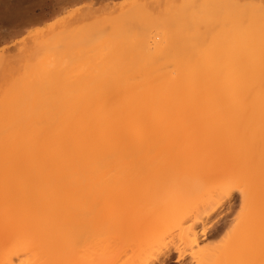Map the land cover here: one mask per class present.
I'll return each mask as SVG.
<instances>
[{
    "label": "bare ground",
    "instance_id": "obj_1",
    "mask_svg": "<svg viewBox=\"0 0 264 264\" xmlns=\"http://www.w3.org/2000/svg\"><path fill=\"white\" fill-rule=\"evenodd\" d=\"M193 2L198 4L197 0ZM254 2L199 0L203 13L220 14L219 17L223 14L224 18L214 16V22L208 20L207 15L202 17L205 14L200 16L204 18L199 22L201 27L205 21L212 23L206 24L208 27L205 26L204 31L198 23L196 37L184 42L180 55L173 49L174 54L170 55L172 52H164V48L158 47L157 53L160 54L152 55L153 50L156 53L152 49L151 57L147 55L151 61L139 62L132 71L126 67L121 69L122 72L117 69H88L84 73V78L89 81V85L84 81L88 85L84 84L86 92L80 85L83 76L76 75L73 70L57 67V71H51L55 67L43 66L40 69L39 64H31L26 72V65L24 80L22 75L20 78L24 86L16 82L17 86H23L21 92L28 101L25 105L21 103L23 111L22 107L18 109V103V107L14 104L17 110L13 107V111L20 113L17 115L10 111L14 103L8 105L12 99L10 96H14V101L17 94L9 96L10 92L6 90L9 100L6 96L8 101L1 99L4 104L8 102L6 110L10 109L9 112L16 115L13 121L18 120L19 127L14 122L15 126L10 127L12 116L8 111L3 113L1 117L5 115L7 120H0V124L6 122L4 127L7 128H0V264H57L60 260L57 248L78 246L83 237L86 242L91 236L88 229L92 227L95 212L101 211L99 207L94 209L88 205L92 197L99 203L97 206L115 204V209L109 211L107 207V211L104 208L102 211L108 225L104 224L106 230L102 226L105 230L102 235L109 237L113 224L121 218L118 215L122 214L119 212H122L123 200L135 199L136 202L139 199L138 190L130 186L132 189L128 187L129 191L126 188L128 193L120 185L130 184L128 179L140 177L142 170L176 169V175L190 170L192 177L194 171L201 178L222 175L220 179L242 173L247 178L246 187L252 202H257L254 205L249 198L251 205L248 206L251 207L248 208L256 206L254 211L262 213L264 8L260 2ZM190 7L187 6L188 9ZM196 7L188 10L193 20L199 11V6ZM40 32L42 34L43 30ZM42 40L35 41L27 52L41 51ZM140 55L144 61L146 56L139 52L137 56ZM81 90H84L83 94ZM106 183H110L111 188ZM103 185L109 188L105 189ZM215 192V195L211 191L204 195L209 200L213 196L220 198L221 193ZM128 209L123 211L124 215L129 214ZM123 214L122 220L126 217ZM121 219L118 224H121ZM221 221L210 231H192L187 242L199 244L211 233L218 234L224 227V220ZM249 221L251 223L252 220ZM250 229L242 235L243 246L246 244L244 248L239 241L241 244L235 248H226L218 255L212 254V257L234 255L244 249V256L257 258L258 246L254 245L258 241L255 243L253 239L254 244L248 240L256 235L250 232V236ZM100 231L98 233H102ZM79 234L84 236L79 237ZM76 235L79 237L77 240ZM94 236L103 242L106 239L100 234ZM90 241L82 244L88 246L92 243ZM236 253L237 259L240 253ZM154 258V261L162 259L160 255ZM182 258L181 255L180 260Z\"/></svg>",
    "mask_w": 264,
    "mask_h": 264
},
{
    "label": "rangeland",
    "instance_id": "obj_2",
    "mask_svg": "<svg viewBox=\"0 0 264 264\" xmlns=\"http://www.w3.org/2000/svg\"><path fill=\"white\" fill-rule=\"evenodd\" d=\"M193 1L196 0H103L96 3H88L89 0H85L78 3L71 9L62 11L53 20L47 22L45 25L30 27L23 30L22 32H15L13 41L0 43V67H3L5 64L18 67L19 79L23 76V80L25 77V73L28 72L29 67H32L31 64H39L38 68L40 69L43 66L47 68L49 67V69L55 67L53 68L54 70L51 71H57V67H59L58 69H64L66 71L67 69L68 71L73 70L76 75L81 74V77L83 76L82 79L84 80L83 82L81 81L80 85H83V89H85L87 85L86 82L88 83L89 81L84 78V73L88 69H94V71L98 69H117L116 71L122 72L121 69L123 68L124 70V68L126 67L125 69H129L130 71H132L135 65H139L141 62L146 63L147 59H149L148 57H151L150 51H152V49L156 50V53L153 50L152 55L160 54L157 53L159 52L156 49L158 47L164 48V52H172L173 49L175 54L178 53L177 55H180L182 52V45L185 41L194 40V37H196V29H198L199 26H202V24L200 25L201 20L204 19L206 15L208 20L213 21L216 19L214 18V16H218L217 19L224 18L223 14L220 17V14H217V16H212V12L210 13L207 11L206 13H210L208 16V14L202 12L203 10H201L199 0H197L198 4ZM242 1H255L254 3L260 2L261 4L264 3V0ZM193 3L195 4L194 6ZM191 4V7L199 6L200 12H197L198 14L196 20H193L189 15L190 12L188 10L191 8ZM187 6H189L190 8L188 9ZM199 18L200 21L198 20ZM205 22L204 27H201V29L203 28V30L201 31H204L205 26H207L209 23H212V21L207 23ZM53 23L54 25L50 27ZM38 30H43L42 34ZM34 31L38 32L34 34ZM42 39H46L47 41H44ZM37 40H42L39 49L41 50L39 51L41 52L40 55H38L39 52L37 51L28 53L27 49L31 47L32 44ZM107 40H109L110 42H107ZM42 44L43 47H48V49H44L42 47ZM177 49L179 50L177 51ZM139 52L140 54L143 53V55L146 56L144 58V61L143 59H141V55L140 57L137 56L139 55ZM174 53L172 52L169 54L172 55ZM35 54H37L38 56ZM31 56L35 57L31 59ZM134 56L135 58L140 59V61L135 60L137 61L135 62V58H133ZM150 61L151 60L149 59V61L147 62ZM29 64L30 66H28ZM26 65L28 68L26 67ZM23 71L26 72H24L23 74ZM127 71L128 70L123 72ZM18 80V85H20V83H22V80ZM15 84L16 86L13 85V87H11L12 85L10 86L5 82L0 81V105L3 106L4 104V101L2 100H7V98L9 100L10 97H12V99L14 98V96L10 95H18L21 93V98H23L21 99L20 95H16L15 99L17 98V102L15 101V99L13 101L11 98L9 104L5 101V107L3 106V108L5 109L0 106V112L2 113L0 114V117L3 116V113L6 114V111L9 112L10 109L6 110V108L8 107H6L7 104L10 105L14 102L12 108L10 106V111L14 112V114L17 115L20 113L19 110H21L19 108L22 107L21 111H23V106L25 104H28L27 99L24 97V93H22L24 84L23 86H17V83ZM84 84L86 85L84 86ZM80 85L78 87H81ZM12 88H14V92H11V90H13ZM6 90L10 92V97L6 96L8 94ZM82 91L84 90H81V93ZM78 92L80 93V88ZM36 95L37 91L35 96ZM18 100L20 102H18ZM21 103H23L24 105H22ZM14 104L16 105V107H18L19 112L13 111L14 108L15 110H17ZM50 109L51 108H49V110ZM36 110L37 109H35V113L37 112ZM51 110H53V108ZM12 112H9V115L12 116V118L10 119V121H12L10 127L12 125H16L17 127H19V122L16 123V121L18 120L13 121L16 115L13 116ZM4 118L5 115L4 117H1L0 120L3 119L4 121H6L7 119ZM13 122L15 123V125ZM5 123H2L3 125L0 124V128L2 127L6 129L7 127H4ZM153 169H149L150 171L142 170L139 173L141 178L137 176H135L136 178H134L132 176L134 179H128L132 183V185L135 186H132L131 183L129 184L128 180L126 181L128 182V184L123 183V185H120V187L125 190L126 188L128 189V187L129 189H132L131 187H133V189L135 188L136 191L138 190L137 192H139V194L137 195L139 196V199H137L136 202H134L135 199L129 200L130 203L128 202V199H126V206L123 200L124 203L122 202V212L119 213L123 214V211L125 210L126 212V208H129V211H127L129 212V214H123L124 217H127L128 215V218L126 219L125 217L124 220H122V214L118 215L121 217L118 221H120L121 219L122 222L121 224H118L119 222L117 221V224H113V229L109 224V227L111 228L110 233L107 232L110 228H108L106 231L107 234L109 233V237L108 235L106 236V234L104 235L106 237H103L102 235L103 231L106 230L104 228V224H106V219L104 216L105 213L102 214V211L104 212V209L105 211H107L108 208L109 211H111V209H115V207L113 206L115 204L113 203V205H111L112 203H110L111 206H107L108 208L106 207V205L108 204H103V206L100 204V206H97L99 205V203L97 201H94L95 198L92 197V199L94 198L93 200L90 198L91 202H89L88 205H90L94 209L99 207V209L101 210L98 212L96 211L97 213L95 212V217L93 218L94 220H92L91 217V220L93 221V224L91 223V228H93V231L95 232H93L91 228V230L88 229L89 231H91V236L88 233V236L90 237L87 241L89 242L90 238H92V241H90L92 243H88V246L83 245L82 243L86 244L87 242L86 240V242L83 241V237L81 240L82 246H80L81 244L77 243V241L76 243L78 244V246H60V248H57V252L59 249L60 256V260H58L57 264H59L60 261V264H230V262L239 260L241 259V257L243 259L244 257L248 258L244 256L246 255L244 254L246 253V250L244 252V249L240 250L239 248L241 246L243 248L245 247L246 244L243 246V243H245V241L243 240L242 235L244 233H247L248 229H252V227L255 231L253 229V231L250 229L249 234L250 232H252L254 233L253 236L256 234V237H249L248 240H250L251 243H254V240L255 243L258 241L257 244L254 243V246H258L257 253H259V223H261V212L258 214L256 211H254V209L257 208L256 206H254L255 208L249 209L250 215L248 214L243 218L239 231L228 242H226V244L222 248L209 247L210 245H215L219 241H221L228 233V231L233 227L236 216L239 214L240 207L244 204V199L243 197H241L242 195L239 192H233L232 196L229 195L223 199H221V197L213 198L214 196L210 197V200L206 198L207 196L205 195H208L210 191L212 192L211 194H213V192L215 191L219 192L216 186L219 182L222 181L221 179L223 178L220 179L222 175H217L219 178L217 176H214L215 178L211 176H208L207 178H201L202 176L199 177V173L194 171H192V173H194L192 174V177L189 173L190 170L188 171V173L191 177L186 172L187 170H184L185 172H182L181 170V172L185 174L180 173L179 175H176V169H171L172 172L174 171V173H172L170 169L163 170V168H155L154 172H152ZM238 171L239 170H237V172ZM177 172H179V170H177ZM132 179L134 180V184L133 181H131ZM138 179L141 181H139ZM200 182H202L203 186H201ZM109 185L111 188L110 183L107 186ZM107 186L103 185L105 189L109 188ZM128 191L126 190V192ZM136 191H134L135 194L137 193ZM148 194L152 196L154 195V197L148 196ZM190 196L195 197L194 211H182L181 202ZM135 197L137 196L135 195ZM250 201L252 202L251 198ZM254 202L257 203L255 200ZM254 202L252 203L254 204ZM131 203L133 204L131 205ZM248 203V205H251L250 202ZM251 210L253 213L251 212ZM256 214L259 218L256 216ZM248 216H251V218ZM255 216L258 218V220L255 218ZM248 219L252 220L251 223ZM91 220L90 222H92ZM221 220H224V227L218 234L215 235L211 233L207 239L201 240L199 244L197 243L192 245L191 243L187 242L186 239L189 238V235L192 231L195 230L197 232H200L203 229H209L210 231V228L215 227V225L218 224ZM123 221H125V223ZM254 221L256 223H254ZM102 226L105 230L102 229ZM118 228L120 230H118ZM100 230H102V233H98V231L101 232ZM252 233L250 234V236H252ZM94 234L96 236H99L100 234L102 238H106L105 241L103 242V240L101 239L100 241V237H95ZM77 235L75 240L79 239L80 236H84V234H79V237ZM239 241H242V244H238ZM240 244L241 246L237 247L240 252H235L236 254L240 253V255H236L239 259H236V257L234 256L235 253L234 255L227 254V257L225 255L223 257L215 256V259L214 257H212V254L218 255L219 252L223 251L224 249L233 247L235 248ZM157 255H160L162 259L154 261L155 258L153 259V257ZM181 255L183 257L182 260H180Z\"/></svg>",
    "mask_w": 264,
    "mask_h": 264
},
{
    "label": "crops",
    "instance_id": "obj_3",
    "mask_svg": "<svg viewBox=\"0 0 264 264\" xmlns=\"http://www.w3.org/2000/svg\"><path fill=\"white\" fill-rule=\"evenodd\" d=\"M85 0H0V43L13 41L15 32L43 26L62 11ZM103 0H89L96 3Z\"/></svg>",
    "mask_w": 264,
    "mask_h": 264
},
{
    "label": "snow or ice",
    "instance_id": "obj_4",
    "mask_svg": "<svg viewBox=\"0 0 264 264\" xmlns=\"http://www.w3.org/2000/svg\"><path fill=\"white\" fill-rule=\"evenodd\" d=\"M264 8V4L261 5ZM19 79V69L14 65L5 64L0 67V81L8 85H14ZM201 186L202 185V182ZM247 185V178L242 173H236L228 178L223 179L217 184V189L221 193V199L226 198L233 192L241 193L244 204L240 207L239 214L236 216L233 227L228 231L224 238L215 245H210V248H222L240 229L243 218L248 215V201L250 198V191ZM195 208V197L190 196L181 202V210L185 212H192ZM230 264H264V210L261 213L260 225V248L259 257L249 256L248 258L230 262Z\"/></svg>",
    "mask_w": 264,
    "mask_h": 264
}]
</instances>
